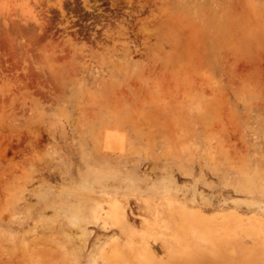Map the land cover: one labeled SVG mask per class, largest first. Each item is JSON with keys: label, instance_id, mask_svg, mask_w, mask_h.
I'll return each mask as SVG.
<instances>
[{"label": "rangeland", "instance_id": "374dc122", "mask_svg": "<svg viewBox=\"0 0 264 264\" xmlns=\"http://www.w3.org/2000/svg\"><path fill=\"white\" fill-rule=\"evenodd\" d=\"M168 195L204 239L144 256L142 201ZM110 202L127 224L95 219ZM114 244L117 264H264V0H0V264Z\"/></svg>", "mask_w": 264, "mask_h": 264}, {"label": "bare ground", "instance_id": "6f19581e", "mask_svg": "<svg viewBox=\"0 0 264 264\" xmlns=\"http://www.w3.org/2000/svg\"><path fill=\"white\" fill-rule=\"evenodd\" d=\"M144 206L142 208L141 220H140V230L136 231L133 234V239L135 242H138L140 244V247L142 248L141 254L145 256V251L149 250L151 248L150 246V239L155 238V240L160 239L164 243H174L173 245L170 243L169 248H171L174 251H180L181 250V242L183 239V235L186 233H191L193 236H197L199 238L204 239L202 236L199 235L198 228L195 225L200 224L198 219L203 220V216L196 215L197 213H193L191 211L186 212L185 211L180 215V218L182 219V215L184 214L186 219H189L190 226L185 227V225L179 223L178 218L176 219L174 216L176 215V212H174L173 207V199L170 195L168 196H162L159 198H156V200L150 201V200H144ZM125 205V204H124ZM181 213V212H180ZM175 214V215H174ZM127 216V211L125 206L119 205L117 202H110L109 204H105L101 206V208L96 211L95 213V219L100 220L102 225L104 227H107L111 223L116 225H123L127 224L125 219ZM198 220V221H195ZM227 222V221H224ZM136 230V229H135ZM134 231V230H131ZM130 231V232H131ZM130 232H127L126 237H124L122 240V244L125 247L131 248L130 243L132 242L130 239ZM124 235V232L123 234ZM118 246L117 244H114V249L112 250L114 259H111L112 262L107 260V263L105 261V264H117V261L115 260L116 257L119 258V250H116L115 247ZM116 261V263L114 262ZM150 257L148 258L149 263ZM194 263V262H193ZM160 264V263H158ZM164 264V263H161ZM170 264H177V262H173Z\"/></svg>", "mask_w": 264, "mask_h": 264}]
</instances>
